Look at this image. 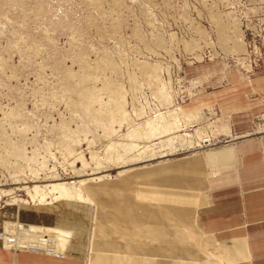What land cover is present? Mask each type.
Segmentation results:
<instances>
[{
    "label": "rangeland",
    "instance_id": "374dc122",
    "mask_svg": "<svg viewBox=\"0 0 264 264\" xmlns=\"http://www.w3.org/2000/svg\"><path fill=\"white\" fill-rule=\"evenodd\" d=\"M263 67L264 0H0V231L14 241L3 248L61 258L22 242L44 244L57 226L40 223L62 214L83 223L85 264H226L195 208L141 195L129 172L201 190L220 150L264 137V114L228 143L207 131L219 109L191 124L170 112L190 116L193 98ZM161 114L172 130L137 133Z\"/></svg>",
    "mask_w": 264,
    "mask_h": 264
},
{
    "label": "crops",
    "instance_id": "0c3cea01",
    "mask_svg": "<svg viewBox=\"0 0 264 264\" xmlns=\"http://www.w3.org/2000/svg\"><path fill=\"white\" fill-rule=\"evenodd\" d=\"M228 82L226 87L211 88L193 98L185 111L191 115L219 109V120L228 125L223 136L230 143V138L255 133V117L264 114V67L246 82L237 75H230ZM203 83L212 82L205 79ZM201 178V190L162 187L141 189V193L195 208L197 227L212 237L217 254L226 264H264V137L233 142L230 161L209 166ZM70 216L49 215L40 223L74 231L63 257L7 250L0 243V264H85V228L81 219ZM4 218L0 214V226ZM23 221L35 223L28 217Z\"/></svg>",
    "mask_w": 264,
    "mask_h": 264
},
{
    "label": "bare ground",
    "instance_id": "6f19581e",
    "mask_svg": "<svg viewBox=\"0 0 264 264\" xmlns=\"http://www.w3.org/2000/svg\"><path fill=\"white\" fill-rule=\"evenodd\" d=\"M234 42V41H233ZM229 43V42H228ZM228 45V44H227ZM146 75L147 74H150V73H153V70L152 69H146L145 71ZM154 78V77H153ZM120 95V93L118 91L115 92V96L116 98H118ZM172 114V116H170V118L172 119L173 122L178 123V119H181V122L183 121L185 124H191V123H198L200 122V120L202 119L200 117V113H195L193 115H184L182 111H177V112H170ZM174 113V114H173ZM170 119H168L165 115H160L158 116L154 121H147V123H145V126L143 129H140L139 132L137 131V133L139 134H147L148 132L152 131V132H155V131H165V129H169V130H172V125H170L172 122ZM211 126H208L207 128V131H210V133L213 135V136H218V135H221V134H227L228 132V125L226 124H219L218 126H215L212 130L211 129ZM211 129V130H210ZM160 131V132H161ZM206 130H202L200 132H198V136L203 139L204 141L203 142H207V140H205L206 138H208V133ZM209 133V134H210ZM207 136V137H206ZM197 137V136H196ZM211 137V136H210ZM205 138V139H204ZM218 157L220 159L223 160V164L226 162L225 160H228L230 159V157H232V147L231 146H227L226 148L220 150L218 152ZM183 164L185 165L184 167H187L189 162H183ZM151 171V169H141V170H137V171H130L129 172V175L131 178H134L138 184L142 185V186H146V187H149L150 189H155V188H159L160 185H158L156 179H152V178H147L146 177V173ZM161 171L158 170L157 168L153 170V173L154 174H159ZM145 176V177H144ZM141 177H144V178H141ZM61 184H58V185H54L53 188L54 190L57 189V188H61ZM202 186V185H201ZM200 188V187H199ZM61 190V189H60ZM141 195L143 196H146V197H150V195H145V194H142L141 191L139 192ZM152 200H155V202H158L160 203L161 205H163L165 208H168V209H172V203L171 202H161L159 200H156V199H153L151 198ZM193 220L195 221V218H196V214H193ZM137 220L136 219H133V222L135 223ZM9 222V221H8ZM23 224V223H21ZM33 228H36V226H32V225H29L28 228L24 231L25 234L27 235L29 231H34ZM52 229V232H50L48 235H46L44 237V240L43 242H45L44 244H39V242L37 241H34V242H30V244H27L26 242H22L24 243V245H31L34 247V248H40L41 246L45 248V250H47L49 253H52V254H58L61 256V254H64L65 250H66V247L69 243V241H63L62 239V235H61V232L62 230V227H51ZM48 230V229H47ZM49 231V230H48ZM65 231V230H64ZM37 232V231H36ZM35 232V233H36ZM32 233V232H31ZM24 234V235H25ZM32 237V236H31ZM206 237V236H204ZM6 238H12L11 236H7ZM208 238V240L206 239L205 240V245L208 247V248H211L213 249L215 252H216V249H215V246H214V243H213V240L211 239L210 240V237H206ZM13 239V238H12ZM30 240V239H29ZM37 240V238H36ZM13 241V240H12ZM27 241V239H26ZM21 243V244H22ZM210 249V250H211ZM89 264H93V259H90L89 260Z\"/></svg>",
    "mask_w": 264,
    "mask_h": 264
},
{
    "label": "built area",
    "instance_id": "2783aa9c",
    "mask_svg": "<svg viewBox=\"0 0 264 264\" xmlns=\"http://www.w3.org/2000/svg\"><path fill=\"white\" fill-rule=\"evenodd\" d=\"M8 236L7 233L5 231H0V243L2 245V247H4V243H5V237ZM12 238H9V242L13 243L14 241H12ZM64 254H61V257H63Z\"/></svg>",
    "mask_w": 264,
    "mask_h": 264
}]
</instances>
